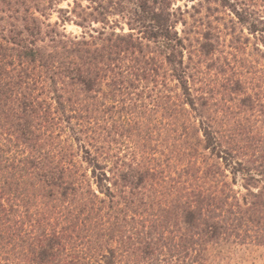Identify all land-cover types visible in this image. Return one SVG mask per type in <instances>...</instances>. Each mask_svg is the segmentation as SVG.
Instances as JSON below:
<instances>
[{"label": "trees", "instance_id": "obj_1", "mask_svg": "<svg viewBox=\"0 0 264 264\" xmlns=\"http://www.w3.org/2000/svg\"><path fill=\"white\" fill-rule=\"evenodd\" d=\"M64 1L0 0V264L196 263L264 199V9Z\"/></svg>", "mask_w": 264, "mask_h": 264}, {"label": "rangeland", "instance_id": "obj_2", "mask_svg": "<svg viewBox=\"0 0 264 264\" xmlns=\"http://www.w3.org/2000/svg\"><path fill=\"white\" fill-rule=\"evenodd\" d=\"M250 1L252 0H240L245 8L252 9L253 6ZM257 2L256 9L263 10L264 0H256ZM71 3L72 0L60 2L59 8H66ZM184 4H187L188 7L192 5L190 0L177 1L178 6L183 7ZM57 16L56 13H53L50 22L57 21ZM260 16H263V14ZM100 26V24L94 25L95 28H100ZM245 26L248 27V24L245 23ZM238 27L240 29V26ZM64 28L67 34L72 35H79L82 31L74 24L67 23ZM124 29L126 30L127 27L124 26ZM244 36L249 38L247 53L251 59L256 57L258 48L264 52V47L261 44L256 45L258 42L246 29L244 30ZM230 171L227 172L228 182H233L232 188L237 196H240L238 199L241 201V197L248 193L247 181L244 180L246 178L245 173L233 171L231 173ZM251 189V191L256 192V188ZM258 201L260 203L256 206L255 211L248 212L241 220L235 222L236 229L232 235L226 238V241L217 244L214 242L206 244L203 259L191 264H264V199Z\"/></svg>", "mask_w": 264, "mask_h": 264}]
</instances>
